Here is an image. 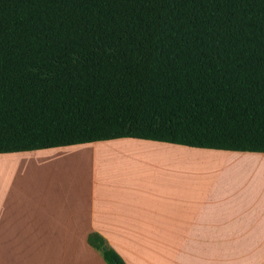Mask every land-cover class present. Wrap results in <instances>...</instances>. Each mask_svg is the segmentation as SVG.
<instances>
[{
  "label": "trees",
  "instance_id": "1",
  "mask_svg": "<svg viewBox=\"0 0 264 264\" xmlns=\"http://www.w3.org/2000/svg\"><path fill=\"white\" fill-rule=\"evenodd\" d=\"M120 137L264 152V0H0V152Z\"/></svg>",
  "mask_w": 264,
  "mask_h": 264
},
{
  "label": "crops",
  "instance_id": "2",
  "mask_svg": "<svg viewBox=\"0 0 264 264\" xmlns=\"http://www.w3.org/2000/svg\"><path fill=\"white\" fill-rule=\"evenodd\" d=\"M107 140H102L110 143L106 147L139 149L150 160L145 163L153 167L125 171L129 176L123 173L125 169L109 172V166L117 165L111 163L126 165L116 157L101 165L106 169L97 173L96 163L104 162L96 158L103 154L93 150L89 175L93 183L61 186L51 183L52 179L72 178L62 168L77 164L75 158L81 154L75 150L83 143L0 152V169L6 160L28 167L46 160L55 162L53 172L29 171V178L42 177L47 183L25 188L22 205L10 198L17 187L5 186L0 173V240L5 244L0 264H107L101 251L88 241L93 232L125 264H263L264 249L241 247L236 238L254 232L264 243V189L246 211H237L235 206L244 201L240 197L245 191L252 189L253 170L264 163V152L246 157L254 160L255 168L244 171L242 166H226L220 161L245 158L236 151L223 154L218 153L223 149L200 148L219 151L187 152V147H199L132 137ZM99 141H92L93 149ZM187 155L207 159L199 161L200 165L198 160H187ZM211 157L217 158L208 159ZM252 248L255 254L246 251Z\"/></svg>",
  "mask_w": 264,
  "mask_h": 264
},
{
  "label": "rangeland",
  "instance_id": "3",
  "mask_svg": "<svg viewBox=\"0 0 264 264\" xmlns=\"http://www.w3.org/2000/svg\"><path fill=\"white\" fill-rule=\"evenodd\" d=\"M108 141V140H107ZM98 144L96 145V149H93V143L89 142V143H83L80 144L81 147L78 150H75L76 153L81 154V156L76 157L75 160L77 162V164L73 163L70 166H66L62 168V171L64 173H71L72 174V178H68L66 176H60L59 180H57L56 178L52 179L53 184H58L61 186H65V184L67 183H72L73 185H78L79 187H87L90 186L91 183H93V181L90 179L89 175H90V171H91V154L93 153V150L96 151L97 154H103V156H98L96 159L97 162L100 161L104 162L101 164H97L96 163V171L98 172H103L106 168H102L100 167L101 165L105 166V162L107 160H112L111 158H116V159H124L123 161L126 163V165L124 164L123 167L120 165L121 162L119 163H111L112 166H109L110 169L109 172L112 170V168H119V169H125L122 170L123 173L127 176L128 175V170H133V169H143L144 167H147L150 165V168L153 167L152 163H145L147 161L150 160H146L144 156L141 155L142 152L139 151V149L133 148L132 149H119V148H110V147H106L107 144L110 143H104L102 140L97 142ZM102 143L105 146H99ZM114 143V142H113ZM84 145V146H82ZM99 146V147H98ZM196 152V151H219V150H214V149H200V148H189L187 147V152ZM218 153H233V152H226L225 150H221V152ZM234 153H238L239 155H243L245 154V158H232L229 160L226 159H221L220 161H225L226 166H242L240 169L247 171L249 168H255L252 166V164L254 161L252 159H248L246 157L250 156V155H261L259 152H241V151H236ZM84 154V156L82 155ZM107 154V155H104ZM124 154V155H122ZM141 156H140V155ZM122 155V156H120ZM234 155V154H233ZM122 157V158H121ZM212 158H217V157H211L208 159H212ZM207 158L204 157H197V156H189L187 155V160H198L199 161H203L206 160ZM256 160V159H255ZM17 161V160H16ZM16 161H12V160H6L5 161V165L4 168L0 169V173L1 176L3 175L4 178V185L8 186V187H17V191L13 192L12 195L10 196L11 199H14L15 201L17 200V202L19 204L22 205L23 203V192L24 189H30L32 187V185H36V186H44L47 183V180L39 177L36 180H33L29 177H31V173L29 172L31 170H38L40 172V174H46L49 173V171L53 172L55 170V162L54 160H46L43 161L41 163V165L36 164V166L33 167H28V165L24 164V163H20V162H16ZM250 161V162H249ZM196 162V161H193ZM256 162V161H255ZM200 165L201 162H199ZM199 163H195V165L199 164ZM219 165H223L222 163H218ZM218 166V165H217ZM34 168V169H33ZM127 171V172H125ZM253 179L251 181V186L252 189L249 191H245V193L240 197L241 199H243V202H239L238 205L235 206L236 210L238 211H246L247 208L249 207V205L252 207L253 204H256L255 201H258L259 196H258V192H260L261 190L264 189V177H262L264 175V163L261 161L259 164L258 168H255L253 170ZM128 180H130L128 178ZM126 180V181H128ZM255 181V182H254ZM261 183V184H260ZM196 185H200V182H195ZM5 194H7V191H5ZM22 210V206L20 208ZM258 234H255L254 232H250V233H241L240 235H238V237L236 239L240 240L239 244L241 247H243V245H247V248H251L254 247L255 245L258 246V248H262V250L264 249V243H263V239L260 236H257ZM4 241L0 240V250L3 246H5ZM252 245V246H249ZM5 249V247H4ZM241 250V249H239ZM247 252L251 253V254H255L256 253V249L252 248L250 250H246ZM6 255V252H5ZM245 258V256L243 254L240 255V260H243ZM261 259V258H259ZM253 263H255V260L253 261ZM264 264V262H263Z\"/></svg>",
  "mask_w": 264,
  "mask_h": 264
},
{
  "label": "water",
  "instance_id": "4",
  "mask_svg": "<svg viewBox=\"0 0 264 264\" xmlns=\"http://www.w3.org/2000/svg\"><path fill=\"white\" fill-rule=\"evenodd\" d=\"M116 264H119V263H116Z\"/></svg>",
  "mask_w": 264,
  "mask_h": 264
}]
</instances>
